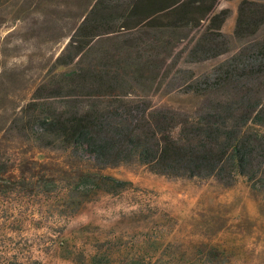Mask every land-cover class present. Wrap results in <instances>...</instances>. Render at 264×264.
Segmentation results:
<instances>
[{"label": "trees", "instance_id": "16d2710c", "mask_svg": "<svg viewBox=\"0 0 264 264\" xmlns=\"http://www.w3.org/2000/svg\"><path fill=\"white\" fill-rule=\"evenodd\" d=\"M218 3L76 0L66 42L17 127L38 148L90 164L76 175L80 195L126 189L129 181L103 170L140 163L224 187L243 178L264 196V0L239 1L230 35L222 31L230 9ZM205 63L212 69L196 73Z\"/></svg>", "mask_w": 264, "mask_h": 264}, {"label": "rangeland", "instance_id": "374dc122", "mask_svg": "<svg viewBox=\"0 0 264 264\" xmlns=\"http://www.w3.org/2000/svg\"><path fill=\"white\" fill-rule=\"evenodd\" d=\"M34 1L0 0V264H94L93 255L97 264H264V196L243 178L224 187L120 164L103 173L129 181L126 189L84 196L74 189L76 175L90 164L38 148L17 127L66 42L70 10L79 7L76 0ZM239 1L219 0L218 9H230L227 35ZM183 99L154 101L189 107Z\"/></svg>", "mask_w": 264, "mask_h": 264}]
</instances>
